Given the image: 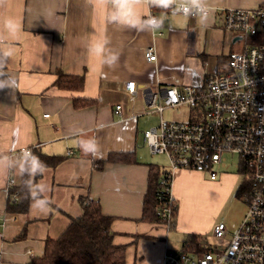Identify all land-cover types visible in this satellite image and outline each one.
Segmentation results:
<instances>
[{
  "label": "crops",
  "instance_id": "crops-1",
  "mask_svg": "<svg viewBox=\"0 0 264 264\" xmlns=\"http://www.w3.org/2000/svg\"><path fill=\"white\" fill-rule=\"evenodd\" d=\"M207 4L253 9L263 6L264 0H207ZM137 10L145 18L165 17L164 25L155 31L121 29L87 0H5L0 5V40L13 50L0 69L4 73L0 80L11 76L18 85L0 88V155L7 157L19 148L32 147L65 157L57 167L46 168L36 183L43 186L42 195L51 202L46 215L30 210V202L26 215L5 213L8 189L19 183L20 175L7 169L0 172L14 181L0 187V264H29L40 257L44 241L58 237L70 218L82 214V198L96 200L104 214L114 217L113 243L126 245L125 264H164L166 249L182 247L192 235L212 236L216 224L197 216V193L201 186L219 187L218 193L225 186L194 171L176 170L171 175L170 197L177 209L171 228L139 219L148 165L154 164L142 141V132L155 125L146 119L152 114L145 113V94L165 85L202 84L206 76L194 70L198 57L206 59L198 45L199 30L210 29L214 21L208 17L201 26L196 18L174 16L171 10L144 6ZM9 18L19 26L15 35L4 28ZM94 40L107 41L105 55L109 50L119 54L117 65H104L102 56L88 52ZM232 40L238 42L235 36ZM149 46L156 55L151 62L144 57ZM59 74L83 76L82 89L58 88L54 82ZM129 82L136 85L133 96L126 89ZM73 99L91 103L76 108ZM118 105L120 115L115 114ZM86 139L96 141L95 156L77 146ZM123 152L133 153L134 162L105 161L101 167L93 163ZM5 163L20 161L7 157ZM230 175L234 174L219 177L225 181ZM217 197L223 198V192ZM24 227L25 237L14 241Z\"/></svg>",
  "mask_w": 264,
  "mask_h": 264
},
{
  "label": "built area",
  "instance_id": "built-area-1",
  "mask_svg": "<svg viewBox=\"0 0 264 264\" xmlns=\"http://www.w3.org/2000/svg\"><path fill=\"white\" fill-rule=\"evenodd\" d=\"M211 9L209 17L220 29L232 32L241 48L225 56L224 72L206 76L201 85H165L147 91L145 113L159 114L160 120L142 132V141L150 154L167 160L161 192L168 195L169 203L158 211L166 225L175 208L169 196L172 173L189 170L216 181L227 173L225 155L237 158L239 185L249 183L240 197L246 213L225 244L201 237L179 250L166 249L164 264H264V5ZM144 57L154 61V48H145ZM126 89L133 96L135 83L129 82ZM185 106L190 108L185 119L161 117L166 108ZM120 111L121 106H116L115 114ZM24 149L33 153L32 147H22L7 157L19 160ZM225 234L223 223L214 226V238L223 239Z\"/></svg>",
  "mask_w": 264,
  "mask_h": 264
},
{
  "label": "trees",
  "instance_id": "trees-1",
  "mask_svg": "<svg viewBox=\"0 0 264 264\" xmlns=\"http://www.w3.org/2000/svg\"><path fill=\"white\" fill-rule=\"evenodd\" d=\"M218 60L223 64L227 63L226 57H219ZM54 84L60 89L78 91L83 87V76L59 74ZM90 103L91 100L73 99V106L76 108L86 107ZM33 154L39 157L46 168L52 169L65 159L64 156L43 154L37 149H33ZM134 158L135 156L131 152L110 153L106 160H97L93 163L96 167H101L105 161L127 164L134 162ZM163 174L164 170L158 165L152 163L148 165L146 191L139 220L165 224V221L158 215L164 202L167 205L169 203L168 195L161 192L165 186L161 183ZM40 176L36 177L35 183ZM27 179V176H20L19 183L9 187L4 208L5 213L27 214L30 202L27 198V189L24 187ZM248 187L249 183L243 182L238 185L234 197L240 199ZM80 204L82 214L77 218H70L68 225L58 237L47 238L44 241L43 254L33 258L32 264H125L126 245L113 243L115 233L111 230V224L114 217L104 214L101 205L96 200L82 198ZM173 204L175 208L171 211L168 228H171L175 222L177 209L174 201ZM25 234L24 227L14 241L23 239ZM201 237L199 235L189 236L184 240V243L193 244Z\"/></svg>",
  "mask_w": 264,
  "mask_h": 264
},
{
  "label": "clouds",
  "instance_id": "clouds-1",
  "mask_svg": "<svg viewBox=\"0 0 264 264\" xmlns=\"http://www.w3.org/2000/svg\"><path fill=\"white\" fill-rule=\"evenodd\" d=\"M5 0H0L3 5ZM87 3L93 8H99L104 11L106 20L121 29H134L136 31H155L164 25L165 17L151 16L142 17L138 8L141 6L148 8H157L162 10H171L174 16H183L196 18L201 26L206 25L209 14L213 9L209 8L207 0H87ZM18 24L14 19L9 18L4 22V28L9 35H15L18 30ZM107 41L94 40L88 45V52L102 56V63L109 67L115 66L119 61V54L115 51H107L105 55ZM13 55L11 44H6L0 40V69L3 68L7 59ZM4 73L0 71V75ZM16 81L9 76L5 80H0V88L17 87ZM81 151L93 156L97 153V144L94 139L82 140L77 145ZM13 150L10 148L9 152ZM7 157L0 155V172L7 169L9 173L15 172L20 176H27V182L24 187L27 189V198L30 200V210L36 214H48L51 211V202L43 193V186L35 183L37 176L43 175L46 166L39 157L35 156L30 150L24 149L20 153L19 164L6 165ZM10 182L9 176H0V187Z\"/></svg>",
  "mask_w": 264,
  "mask_h": 264
},
{
  "label": "rangeland",
  "instance_id": "rangeland-1",
  "mask_svg": "<svg viewBox=\"0 0 264 264\" xmlns=\"http://www.w3.org/2000/svg\"><path fill=\"white\" fill-rule=\"evenodd\" d=\"M214 21V20H213ZM198 36V45L201 46V53L205 55V60L198 57L199 63H194V70L200 76H213L222 73L226 70V64L221 63L218 58L221 55H228L230 52H236L241 48L242 42L232 43V37L234 34L232 32L224 31L213 22V25L208 30L200 29ZM146 109V106L144 105ZM190 108L176 107V108H166L161 114L164 120L172 119H185L189 113ZM150 125L157 124L160 120L159 114H152L146 116ZM146 155L153 159L154 164L161 166L167 165V160L163 155L150 154L147 148H144ZM226 158V169L225 171L230 175L231 179L222 181V177L217 179L216 184L219 186H225L223 192V198L217 197L218 188L216 190L211 186H201L197 195V201L195 206L197 208V216L204 221H213L215 224L223 223L226 227V234L223 239H216L213 236L208 238L212 244H225L231 237V235L237 230L241 221L243 220L246 213V206L240 199L234 197V192L239 185L240 179L235 176L237 158L231 155H225ZM232 183V184H231ZM195 195H193L194 197ZM216 210L217 213H216ZM216 213V214H215ZM214 229V227H213ZM212 229V232H213ZM181 249L178 248V250Z\"/></svg>",
  "mask_w": 264,
  "mask_h": 264
}]
</instances>
